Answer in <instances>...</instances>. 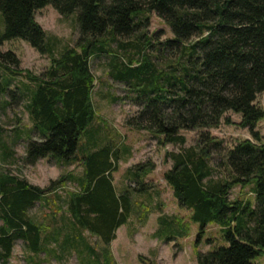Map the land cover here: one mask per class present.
<instances>
[{
	"label": "trees",
	"instance_id": "16d2710c",
	"mask_svg": "<svg viewBox=\"0 0 264 264\" xmlns=\"http://www.w3.org/2000/svg\"><path fill=\"white\" fill-rule=\"evenodd\" d=\"M46 6L62 17L76 14L74 47L57 51L58 40L36 22V11ZM150 13L173 35L155 50L165 61L162 67L148 52L149 38L141 34ZM0 17L2 106L22 104L31 122L30 128H15L9 143L0 134L2 161L12 154L11 145L24 139L23 166L49 159L82 168L81 175L67 172L47 188L0 173V264L17 240L36 257L60 251L75 256L78 264H115L110 245L117 229L132 216L145 223L160 203L134 200L159 198L144 182L149 164L127 172L133 186L113 185L116 163L129 148L122 141L109 142L106 126L98 122L90 61L101 55L110 57L108 75L126 87L125 97L137 107L126 126L152 134L162 146L180 147L167 154L171 168L163 177L178 206L199 225L196 246L209 225L219 228L221 243L197 252V264H255L264 255V142L256 131L264 119V108L257 104L264 95V0H0ZM13 40L48 56L49 68L38 76L24 71L25 80L16 81L23 73L20 61L13 51L1 50ZM167 54L178 57L166 62ZM118 100L110 97L111 103ZM228 112L240 116L239 127L253 140L226 148L210 135L208 130L223 121L230 124ZM194 130L200 132L196 144L183 147L181 131ZM66 182L75 185L63 198L66 227H50L61 211L56 202L48 224L30 217L36 204L48 205V192ZM235 187L247 189L251 197L231 199ZM157 225L158 232L188 234L183 220L160 215ZM85 232L101 242L100 251L88 244Z\"/></svg>",
	"mask_w": 264,
	"mask_h": 264
},
{
	"label": "rangeland",
	"instance_id": "374dc122",
	"mask_svg": "<svg viewBox=\"0 0 264 264\" xmlns=\"http://www.w3.org/2000/svg\"><path fill=\"white\" fill-rule=\"evenodd\" d=\"M35 19L48 37L58 40L57 51H61L64 47L75 46L78 39V32L75 26L76 14L62 17L51 6H46L36 11ZM141 34L149 38L150 46L148 52L153 54L154 61L162 67L165 61L156 57L155 50L161 48L163 42L173 39L169 27L155 13H150L147 27ZM133 39H137L136 36L128 39V41L132 42ZM122 40L126 42L127 38ZM116 45L112 44V48L115 49ZM1 50L3 52L13 51L20 61L18 69L22 70L23 73L16 77V81L25 80L24 71L38 76L49 68L50 60L48 56L39 55L23 41L13 40L6 42L1 47ZM131 50L133 51V49ZM119 54L122 53L120 52ZM177 57V55L167 54L165 59L167 62ZM109 58L107 55L93 58L90 61V72L95 78L92 101L98 116V122L107 128L104 134L107 133L109 142L116 144V142L122 141L129 148V151L124 154V159H120L116 163L117 171L112 175L113 185L116 188H122L125 185L133 186V183L126 177L127 172L134 170L135 166L149 164L152 167L144 182L146 187L151 190L155 188L154 190L159 192V198L151 196L152 199H150V196H142L134 197V200L148 202L151 206H154L160 200L158 209H154L145 223L142 224L138 218L132 216L126 224L117 229L116 238L110 245L115 264H197V252L205 253L221 243L219 228L216 225H209L196 246L199 225L189 220V211L178 206L172 190L163 177L164 173L171 168V162L167 154L179 151L180 147L175 145L162 146L152 134L126 126V120L136 113L137 107L132 105L130 100L125 97L128 94L126 87L113 81L108 75ZM112 96H116L120 100L111 103L110 97ZM2 102L3 99H0V134L2 139L9 143L15 128L19 130L30 128L31 122L27 113L23 110L22 104L2 106ZM257 104L264 108V95L258 96ZM225 117L230 119V124L223 121L218 128L209 129L211 136L221 139L226 148H230L238 141L253 140L248 130L239 127V115L228 112ZM18 119L21 123L20 125L16 122ZM256 131L259 133L261 141L264 142V119L258 123ZM199 133L196 130L181 131V135L186 140L183 147L194 146ZM25 144L24 139L15 141L10 146L12 154L5 162L1 159L0 151V173L8 172L22 177L32 185L40 188L50 187L53 181L58 180L70 171L76 175H81L82 168L79 164L59 166L49 159L39 160L33 166H23L19 160L24 156ZM149 165L148 167H150ZM74 189L75 185L66 182L65 186L48 192V205L36 204L29 212L30 217L46 224L50 220V215L54 211L53 204L56 202L61 205V211L56 215L58 221L56 223L50 222V227H54L55 224L66 227L69 224V216L65 212L63 198L66 191ZM247 197H251L248 190L240 189L239 187L232 189L230 194L231 199ZM160 215L188 223V234L184 237H179L178 234H173L169 230L163 229L158 232L157 218ZM64 232H66L65 228ZM83 234L88 244L93 246L95 250L100 251L102 248L101 242L86 232ZM208 240H212L210 244L207 243ZM58 254L54 256H44L43 254L37 257L32 256L26 245L22 241L17 240L13 243L10 257L5 263L1 264H33L32 260H35L36 264H78L75 256L67 253L61 255L60 251ZM255 264H264V255L256 258Z\"/></svg>",
	"mask_w": 264,
	"mask_h": 264
}]
</instances>
